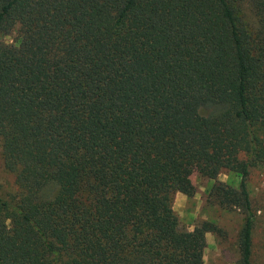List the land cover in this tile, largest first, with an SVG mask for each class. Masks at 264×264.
Here are the masks:
<instances>
[{
    "label": "trees",
    "instance_id": "obj_1",
    "mask_svg": "<svg viewBox=\"0 0 264 264\" xmlns=\"http://www.w3.org/2000/svg\"><path fill=\"white\" fill-rule=\"evenodd\" d=\"M0 141L19 188L0 196V264H205L220 229L171 207L194 173L242 212L251 264L264 0H0Z\"/></svg>",
    "mask_w": 264,
    "mask_h": 264
},
{
    "label": "rangeland",
    "instance_id": "obj_2",
    "mask_svg": "<svg viewBox=\"0 0 264 264\" xmlns=\"http://www.w3.org/2000/svg\"><path fill=\"white\" fill-rule=\"evenodd\" d=\"M11 42L13 35L2 37ZM217 180L238 188L240 176L235 171L223 168ZM194 193L191 196L179 191L172 193L171 207L183 230H192L204 221L213 222L219 233L206 232L203 239V260L205 264H236L239 257L237 232L243 221L239 209H228L210 199L209 189L214 182L210 178L194 173L191 176ZM252 206L255 210V223L252 231L251 264H264V167H252L246 180ZM19 188L13 171L4 165L0 141V196L14 200Z\"/></svg>",
    "mask_w": 264,
    "mask_h": 264
}]
</instances>
